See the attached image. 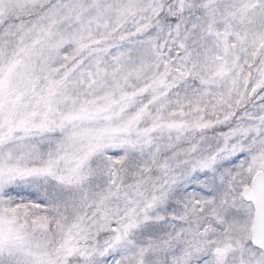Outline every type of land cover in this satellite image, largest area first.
Wrapping results in <instances>:
<instances>
[{
  "label": "snow or ice",
  "instance_id": "obj_1",
  "mask_svg": "<svg viewBox=\"0 0 264 264\" xmlns=\"http://www.w3.org/2000/svg\"><path fill=\"white\" fill-rule=\"evenodd\" d=\"M0 264H264V0H0Z\"/></svg>",
  "mask_w": 264,
  "mask_h": 264
}]
</instances>
